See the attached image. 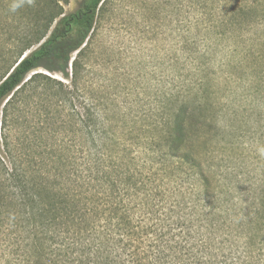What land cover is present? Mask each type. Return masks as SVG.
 Wrapping results in <instances>:
<instances>
[{"label":"trees","instance_id":"16d2710c","mask_svg":"<svg viewBox=\"0 0 264 264\" xmlns=\"http://www.w3.org/2000/svg\"><path fill=\"white\" fill-rule=\"evenodd\" d=\"M104 3L0 0L23 25L0 44V264H264V168L214 164L232 138L200 64L213 23L185 38L195 79L122 112L91 71Z\"/></svg>","mask_w":264,"mask_h":264},{"label":"rangeland","instance_id":"374dc122","mask_svg":"<svg viewBox=\"0 0 264 264\" xmlns=\"http://www.w3.org/2000/svg\"><path fill=\"white\" fill-rule=\"evenodd\" d=\"M82 1L60 4L69 13ZM209 20V63L194 62L197 51L188 50L198 47L185 38L205 34ZM221 20L242 25L228 28ZM17 21L0 22V44L16 38L23 27ZM90 42L91 71L122 112L153 108L170 87L195 79L191 67L206 61L200 64L209 65L211 95L232 138L231 150L213 156L218 174L253 179L264 168V0H105Z\"/></svg>","mask_w":264,"mask_h":264},{"label":"clouds","instance_id":"9594fccd","mask_svg":"<svg viewBox=\"0 0 264 264\" xmlns=\"http://www.w3.org/2000/svg\"><path fill=\"white\" fill-rule=\"evenodd\" d=\"M15 7V6H14Z\"/></svg>","mask_w":264,"mask_h":264}]
</instances>
